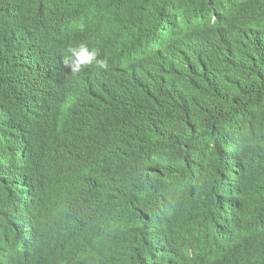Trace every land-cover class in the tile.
I'll return each mask as SVG.
<instances>
[{
    "label": "trees",
    "instance_id": "1",
    "mask_svg": "<svg viewBox=\"0 0 264 264\" xmlns=\"http://www.w3.org/2000/svg\"><path fill=\"white\" fill-rule=\"evenodd\" d=\"M56 1L34 0L29 12L28 0H0V212L16 202L23 209L17 233L34 237L38 222L29 189L39 195L55 188L63 193L58 208L68 209L72 196L101 206L92 257L108 264L190 263L188 252L164 247L173 222L210 216L235 226L237 219L220 213L207 179L214 176L222 188L233 168L224 162L227 156L264 162V61L254 71L246 54L258 50L264 56V0H84L110 11L107 31L137 48L135 61L144 54L139 37L159 36L155 29L163 21L166 26L168 17H179L172 28L180 22L188 28L157 39L155 49L139 60L149 80L131 114L127 103H120V121L106 127V112L129 88L124 70L99 108L35 103L58 118L45 124L44 134L23 116L21 103L35 102L40 94L25 91V96L22 82L56 60L48 25L70 2L81 0H60L47 11ZM86 27L87 35L98 31ZM207 33L216 49L211 60L201 58L203 46L195 40L202 34L206 41ZM23 34L24 43L18 40ZM40 82L41 93L48 94L55 77L42 75ZM100 152L111 155L113 166L98 157ZM33 170L45 185L39 190L27 181ZM78 190L88 195L81 199ZM131 209L137 223L130 219Z\"/></svg>",
    "mask_w": 264,
    "mask_h": 264
},
{
    "label": "clouds",
    "instance_id": "2",
    "mask_svg": "<svg viewBox=\"0 0 264 264\" xmlns=\"http://www.w3.org/2000/svg\"><path fill=\"white\" fill-rule=\"evenodd\" d=\"M34 0H28V11L32 12ZM48 9H52L57 2ZM46 12V11H45ZM109 10H100L90 2L84 0L76 3L70 2L66 10L61 11L54 23L48 25L55 37L46 36L56 45V60L41 73L34 74L28 82H22V93L25 91L36 92L39 97L32 103H21L23 116L35 126L46 133L45 124L48 121L58 120L54 114L48 113L44 105L62 106L70 104L82 108L92 109L103 106L112 92V84L120 72L127 70L129 88L122 91L114 103L118 115L105 114V123L108 128L114 122L120 121L117 106L127 103L129 114L139 105L140 89L148 83L149 76L139 60L151 53L156 45L154 41L162 40L171 32H184L185 27L181 22L177 28H172L171 23L179 21L178 16L168 17L155 29L159 36L148 38L139 37L144 48V54L135 61L137 48L132 44H123L110 36L107 23L111 20ZM99 16V17H97ZM96 26L95 34H86L89 27ZM55 31V32H54ZM64 33V34H61ZM155 33V34H156ZM203 34V33H202ZM202 34L196 35V41L201 43L203 50L201 58L211 60L215 55V48ZM25 35L18 37L22 43L28 40ZM246 39H255L245 37ZM260 39V38H257ZM248 44V51L253 50ZM250 59L251 67L258 71L264 61V56L258 50L246 52ZM131 67H137L132 70ZM31 71V75L33 74ZM43 77H55V84L47 91L41 93V80ZM26 96V95H25ZM44 105L36 107V104ZM24 102V101H23ZM112 104V105H113ZM25 109V112H24ZM125 121V117H124ZM66 125V122H65ZM126 126V121H125ZM74 138L80 141V134L76 131ZM74 139L69 138L72 143ZM98 157L113 166L110 154L100 152ZM50 156V153H49ZM225 163H233L230 174L226 175L227 182L222 188L215 177L207 179L215 190L217 206L220 213L227 217H234L236 225L231 222H221L210 216H203L199 221H192V217L173 222L174 231L169 239L165 240L164 247L177 246L180 251L188 252L192 258L190 263L179 264H264V162L262 160L250 161L249 159L234 162L227 156ZM223 167V166H222ZM55 186L61 183L57 176ZM201 179V175L197 176ZM31 188L39 190L45 187L40 183L39 174L33 170L27 178ZM52 185V182L48 185ZM40 185V186H39ZM70 191L71 188L67 187ZM33 200V213L37 217L34 223L36 236H28L22 232L17 233V221L21 224L22 207L11 203L3 212H0V264H108L99 258L89 255L97 245L99 230L102 224L101 206L89 204L81 196H87L85 190H78L77 194L83 204L72 196L67 209L65 206L57 207V200L61 196L55 188L36 194L29 189L28 193ZM115 202L117 200H114ZM50 206L53 210L48 208ZM46 210V214L43 211ZM133 210L130 211V219ZM201 238V239H200ZM160 243V240H159ZM182 254V252H181ZM163 264V263H161ZM177 264V263H176Z\"/></svg>",
    "mask_w": 264,
    "mask_h": 264
},
{
    "label": "rangeland",
    "instance_id": "3",
    "mask_svg": "<svg viewBox=\"0 0 264 264\" xmlns=\"http://www.w3.org/2000/svg\"><path fill=\"white\" fill-rule=\"evenodd\" d=\"M7 201L9 202V198H7Z\"/></svg>",
    "mask_w": 264,
    "mask_h": 264
},
{
    "label": "bare ground",
    "instance_id": "4",
    "mask_svg": "<svg viewBox=\"0 0 264 264\" xmlns=\"http://www.w3.org/2000/svg\"><path fill=\"white\" fill-rule=\"evenodd\" d=\"M24 112H25V109H24Z\"/></svg>",
    "mask_w": 264,
    "mask_h": 264
}]
</instances>
